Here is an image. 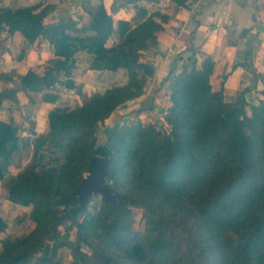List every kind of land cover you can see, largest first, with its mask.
Wrapping results in <instances>:
<instances>
[{"label": "trees", "instance_id": "1", "mask_svg": "<svg viewBox=\"0 0 264 264\" xmlns=\"http://www.w3.org/2000/svg\"><path fill=\"white\" fill-rule=\"evenodd\" d=\"M49 10V5L13 9L0 0V29L20 32L37 50L47 39L56 54L42 73L28 69L16 88L0 92V108L5 98L17 101L19 91L43 92L57 83L73 87L75 53L83 49L95 55V69L125 68L128 82L96 92L80 106L49 112L50 129L35 138L31 163L9 181V199L32 205L34 228L0 238V264H54L55 245H71L68 225L63 231L66 222L59 218L76 199L73 192L94 155L110 158L108 183L119 195L114 201L101 197L92 210L89 205L68 264H264V98L225 101L222 87L211 85L213 58L191 46L187 57L177 58L181 63L164 115L169 128L125 121L108 128L106 142L99 144L104 119L143 95L153 73L143 58L162 24L154 20L157 13L134 27L121 20L122 40L107 47L114 23L102 0L88 25L73 19L47 23ZM28 145L16 125L0 119V180L14 154ZM41 150L64 160L57 156V164L38 169ZM134 207L144 212L142 231L132 228ZM6 229L0 218V233ZM91 238L98 239L100 257L80 249L91 247Z\"/></svg>", "mask_w": 264, "mask_h": 264}, {"label": "crops", "instance_id": "2", "mask_svg": "<svg viewBox=\"0 0 264 264\" xmlns=\"http://www.w3.org/2000/svg\"><path fill=\"white\" fill-rule=\"evenodd\" d=\"M102 1L114 23L107 47L122 40L123 33L119 28L121 20L128 21L134 27L152 13H157L154 20L162 24V29L157 32L155 46L145 51L143 61L152 65L153 73L147 77L143 95L119 106L104 119L97 134L99 144L106 142V139L103 141V134H107L108 128L125 121L140 120L158 125L167 123L164 115L171 105L170 93L175 71L181 63L177 58L187 57L190 54L187 49L191 46L213 58L211 85L213 89L222 87L225 101L233 102L242 96L248 102L258 103L264 98V0ZM2 4L13 9L49 5L45 22L73 19L78 25H88L101 0H2ZM87 34L96 32L89 30ZM41 41V49L37 50L20 32L8 34L5 29H0V74L8 75L0 76V92L16 88L28 69L42 73L46 63L56 57L51 43L47 39ZM94 57L85 49L75 53L73 87L57 83L43 92L19 91L17 101L3 99L0 119L16 125L18 135L27 139L29 145L21 147L14 154L5 176L0 180V218L7 224L0 238L5 234L28 233L34 228L30 218L32 205L16 204L9 199V181L10 177L31 163L35 138L48 133L50 129L49 112L80 106L94 93L128 82L125 68L114 71L95 69L92 67ZM47 91L57 93L59 97L47 100ZM49 154L52 156L51 162L43 165L37 163L38 169L57 164V156L60 163L64 160L58 153ZM24 217L27 222L18 221Z\"/></svg>", "mask_w": 264, "mask_h": 264}, {"label": "water", "instance_id": "3", "mask_svg": "<svg viewBox=\"0 0 264 264\" xmlns=\"http://www.w3.org/2000/svg\"><path fill=\"white\" fill-rule=\"evenodd\" d=\"M109 175L110 158L94 155L89 164L88 174L73 192V196L76 199L71 202L70 206L59 218V222L68 223L69 230L74 226L79 228V237L82 234L81 217L87 213L93 196H101L108 201H114L119 195L117 190L108 183Z\"/></svg>", "mask_w": 264, "mask_h": 264}, {"label": "rangeland", "instance_id": "4", "mask_svg": "<svg viewBox=\"0 0 264 264\" xmlns=\"http://www.w3.org/2000/svg\"><path fill=\"white\" fill-rule=\"evenodd\" d=\"M160 127L163 128H169V125L167 123H161L159 124ZM103 141L106 139V133L103 134ZM25 153H28L27 150H25ZM50 152L48 150L46 151H42L40 152L39 155H41L39 157V155L36 158V163L43 165V163H50L51 162V154H49ZM43 154V155H42ZM32 161V160H31ZM101 200V196H93V198L91 199L90 202V209L92 210L93 205H98L100 203ZM133 212V221H132V228L134 230H139L142 231L145 228V216H144V212L141 208H133L132 210ZM23 217V216H19ZM19 222L21 221H25L27 222V219L21 218V220H18ZM68 225V223L66 222L65 225L63 224L60 228L64 231L65 226ZM78 232V228L76 226H74L71 230H70V241H71V245L72 243H74V241L76 240V234ZM29 233V232H28ZM26 233H21L19 235H14V234H8L7 236H11L13 238L16 237H20V236H24ZM6 237V234L2 236V238ZM93 241V244L91 247H87L84 244H81L80 249L86 253H88L89 255H91L92 257H100L101 255V247L98 245V239L97 238H91ZM68 245H55L56 250L54 252L51 253L52 257L54 258V264H68L73 260V248ZM2 249V242L0 239V250Z\"/></svg>", "mask_w": 264, "mask_h": 264}]
</instances>
